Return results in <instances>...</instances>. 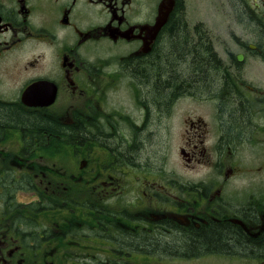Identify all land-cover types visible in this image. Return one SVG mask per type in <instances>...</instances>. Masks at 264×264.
Returning <instances> with one entry per match:
<instances>
[{"label": "flooded vegetation", "instance_id": "obj_1", "mask_svg": "<svg viewBox=\"0 0 264 264\" xmlns=\"http://www.w3.org/2000/svg\"><path fill=\"white\" fill-rule=\"evenodd\" d=\"M213 3L0 0V108L47 122L0 121V264H264V0ZM178 29L206 64L157 107Z\"/></svg>", "mask_w": 264, "mask_h": 264}, {"label": "trees", "instance_id": "obj_2", "mask_svg": "<svg viewBox=\"0 0 264 264\" xmlns=\"http://www.w3.org/2000/svg\"><path fill=\"white\" fill-rule=\"evenodd\" d=\"M185 35L182 29H178L177 32H169L168 37L165 40V46L160 51L159 58L156 61L148 64L149 72L145 75V87L150 91L157 92V107L164 106L167 101H169L173 96L172 93L177 88L179 84H183L181 89H184L189 84L191 70L195 67H202L205 65L202 57H198V63H192L193 51L187 47L185 42ZM201 55V54H200ZM210 71H213L212 69ZM171 75L174 76L171 79ZM164 79V82H163ZM168 79V81H167ZM156 80H160V85L157 82V88L154 87ZM210 83L215 88L221 86V80H211ZM196 84V83H195ZM195 89L204 88V82H199L196 85H193ZM229 106L236 105V97H230L227 101ZM158 110V109H157ZM158 113H160L158 111ZM0 121L4 123H23L25 125H32L34 129L47 123L42 121L38 117H25L24 115H19L15 109H4L0 108ZM72 135H77L74 129H67ZM80 134V133H79ZM152 146H147L144 154L147 156L150 154ZM199 243L203 246L209 247H224V246H236L238 243H241L237 238L235 233H232L229 228L217 227L213 231H208L207 233L201 235L199 238ZM241 247H244V242L241 243ZM200 246V245H199ZM150 248V246H146ZM261 249H264V244H261Z\"/></svg>", "mask_w": 264, "mask_h": 264}, {"label": "rangeland", "instance_id": "obj_3", "mask_svg": "<svg viewBox=\"0 0 264 264\" xmlns=\"http://www.w3.org/2000/svg\"><path fill=\"white\" fill-rule=\"evenodd\" d=\"M213 2H215V0H209V13H210L211 17H214L212 15L216 13V11L214 9V3ZM179 146H180V144L169 145V147L167 145L166 146L163 145L162 149L160 151L157 150V152H158L157 165H158V160H159L158 156H160L162 159L167 158V161L164 163L165 167L172 168V169L173 168L180 169V167H182V165L184 164V158L182 159L180 157ZM199 161H200V158L198 157L191 164V166L196 167L197 169H199L201 167V165H205V164H202V163L201 164L198 163ZM194 163H196V164H194Z\"/></svg>", "mask_w": 264, "mask_h": 264}, {"label": "bare ground", "instance_id": "obj_4", "mask_svg": "<svg viewBox=\"0 0 264 264\" xmlns=\"http://www.w3.org/2000/svg\"><path fill=\"white\" fill-rule=\"evenodd\" d=\"M164 46H165V45H161V47H160V48H161L160 51L164 48ZM201 52H202V48H201L200 50H198L197 52H193L194 54H193L192 59H193V60L196 59L197 56H198L199 54H201ZM170 77H171V79L174 78L173 75H171ZM167 81H168V79H167ZM177 86L180 87V86H183V84H181V85H177Z\"/></svg>", "mask_w": 264, "mask_h": 264}]
</instances>
